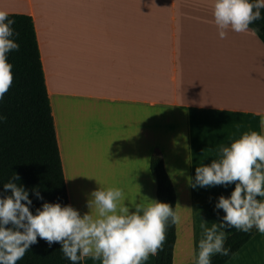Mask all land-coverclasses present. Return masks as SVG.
<instances>
[{
  "label": "crops",
  "instance_id": "0c3cea01",
  "mask_svg": "<svg viewBox=\"0 0 264 264\" xmlns=\"http://www.w3.org/2000/svg\"><path fill=\"white\" fill-rule=\"evenodd\" d=\"M213 3L0 0V11L32 19L70 206L95 215L91 193L109 187L130 210L156 200L158 150L181 217L172 264H196L201 218L218 223V197L235 187L193 188L195 168L245 132L264 134V46L250 32L221 39ZM225 264H264V233Z\"/></svg>",
  "mask_w": 264,
  "mask_h": 264
},
{
  "label": "clouds",
  "instance_id": "9594fccd",
  "mask_svg": "<svg viewBox=\"0 0 264 264\" xmlns=\"http://www.w3.org/2000/svg\"><path fill=\"white\" fill-rule=\"evenodd\" d=\"M212 7L221 39L226 38L229 29L250 32L259 39V29L249 26L261 19L264 0H214ZM14 23L6 12L0 11V100L13 82V66L7 62V54L19 50V44L12 39L16 35ZM4 119L0 116V121ZM16 180L19 176L14 174L3 185L11 195L0 194V264H17L38 237L49 246L60 244L72 264L87 257L100 260L101 264H143L150 255L163 251L169 221L173 225L181 222L172 205L144 196L146 203L130 210L125 206L124 191L117 187L91 193L88 207L95 209V215L89 212L81 217L70 205L47 202L33 215L29 193L13 182ZM194 181L190 185L193 188L235 184L228 198L218 197L215 208L225 214L219 222L207 227L208 222L201 218L202 238L196 264H211L216 254L229 255L230 249L224 247L229 228L244 232L256 228L264 233V200L257 199L264 197V134L245 132L229 147H221L219 159L195 168ZM36 196L42 199L38 192Z\"/></svg>",
  "mask_w": 264,
  "mask_h": 264
},
{
  "label": "trees",
  "instance_id": "16d2710c",
  "mask_svg": "<svg viewBox=\"0 0 264 264\" xmlns=\"http://www.w3.org/2000/svg\"><path fill=\"white\" fill-rule=\"evenodd\" d=\"M260 12L261 19L249 27L259 29V40L264 46V9ZM8 19L15 21L12 27L16 35L12 39L19 44V50L7 54V62L13 66V82L0 100V116L5 117L0 121V194L11 195L3 185L18 175L19 180L13 182L29 193L30 211L35 215L45 202L62 207L70 204L32 19L23 14H8ZM150 171L156 179V200L175 208L174 188L158 150L151 155ZM37 192L42 199L37 198ZM256 232L253 228L229 235L224 244L230 249L229 255L216 254L211 264H225ZM175 239V225L169 221L163 251L154 256L153 264H172ZM37 240L17 264H72L60 244L49 246L39 237ZM77 264H82V260Z\"/></svg>",
  "mask_w": 264,
  "mask_h": 264
}]
</instances>
